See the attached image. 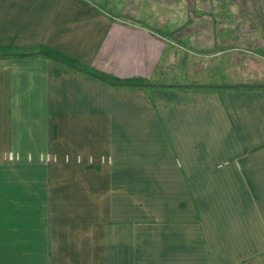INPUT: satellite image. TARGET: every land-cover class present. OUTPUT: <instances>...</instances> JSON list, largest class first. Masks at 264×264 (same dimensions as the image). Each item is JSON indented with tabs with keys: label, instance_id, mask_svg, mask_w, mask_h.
I'll return each mask as SVG.
<instances>
[{
	"label": "crops",
	"instance_id": "obj_1",
	"mask_svg": "<svg viewBox=\"0 0 264 264\" xmlns=\"http://www.w3.org/2000/svg\"><path fill=\"white\" fill-rule=\"evenodd\" d=\"M186 52L97 0H0V264H264V84Z\"/></svg>",
	"mask_w": 264,
	"mask_h": 264
},
{
	"label": "rangeland",
	"instance_id": "obj_2",
	"mask_svg": "<svg viewBox=\"0 0 264 264\" xmlns=\"http://www.w3.org/2000/svg\"><path fill=\"white\" fill-rule=\"evenodd\" d=\"M97 2L178 40L198 55L193 60L185 53L186 65L194 69L230 71L231 78L248 73L249 82L264 84V0Z\"/></svg>",
	"mask_w": 264,
	"mask_h": 264
},
{
	"label": "trees",
	"instance_id": "obj_3",
	"mask_svg": "<svg viewBox=\"0 0 264 264\" xmlns=\"http://www.w3.org/2000/svg\"><path fill=\"white\" fill-rule=\"evenodd\" d=\"M53 58H56L57 60H59V61H61V62H65V63L68 64V65L74 66V65H72V64H70V63H68V62H66V61H64V60H62V59H60V58H58V57H54V56H53ZM90 74H95V73H92V72H91ZM95 76H97V77L100 78L101 80H104V81H106V82H108V83L118 84L116 81L111 80V79H109V78H106V77H104V76H102V75H100V74H95Z\"/></svg>",
	"mask_w": 264,
	"mask_h": 264
},
{
	"label": "built area",
	"instance_id": "obj_4",
	"mask_svg": "<svg viewBox=\"0 0 264 264\" xmlns=\"http://www.w3.org/2000/svg\"><path fill=\"white\" fill-rule=\"evenodd\" d=\"M13 158H14V156H12V155L9 156V159H13Z\"/></svg>",
	"mask_w": 264,
	"mask_h": 264
}]
</instances>
